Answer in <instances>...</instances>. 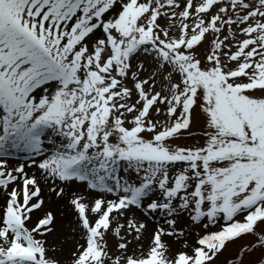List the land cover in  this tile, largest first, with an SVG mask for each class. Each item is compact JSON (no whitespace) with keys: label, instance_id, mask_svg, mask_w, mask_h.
Returning <instances> with one entry per match:
<instances>
[{"label":"snow or ice","instance_id":"obj_1","mask_svg":"<svg viewBox=\"0 0 264 264\" xmlns=\"http://www.w3.org/2000/svg\"><path fill=\"white\" fill-rule=\"evenodd\" d=\"M247 236L223 264H264V0H0V264Z\"/></svg>","mask_w":264,"mask_h":264},{"label":"rangeland","instance_id":"obj_2","mask_svg":"<svg viewBox=\"0 0 264 264\" xmlns=\"http://www.w3.org/2000/svg\"><path fill=\"white\" fill-rule=\"evenodd\" d=\"M194 140H200L201 137L199 136H196V137H193ZM182 143H192V140H187V141H181ZM20 158L22 159L24 154L21 153L19 154ZM13 162L15 163L16 161L13 160ZM194 236H195V233H192L188 238L191 242H194ZM252 239L251 236H247V237H244L242 238L241 240H237L235 241L234 243L232 244H229L228 245V248L227 250L219 257L218 261H217V264H223V262L227 259V258H231V255L234 254L238 247H240L244 242L246 241H250ZM247 256V254H246Z\"/></svg>","mask_w":264,"mask_h":264}]
</instances>
